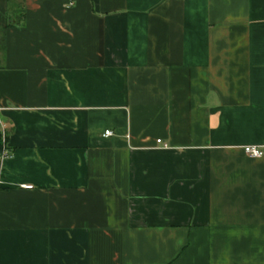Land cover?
<instances>
[{
    "label": "crops",
    "instance_id": "1",
    "mask_svg": "<svg viewBox=\"0 0 264 264\" xmlns=\"http://www.w3.org/2000/svg\"><path fill=\"white\" fill-rule=\"evenodd\" d=\"M0 119V264H264V0H0Z\"/></svg>",
    "mask_w": 264,
    "mask_h": 264
},
{
    "label": "built area",
    "instance_id": "2",
    "mask_svg": "<svg viewBox=\"0 0 264 264\" xmlns=\"http://www.w3.org/2000/svg\"><path fill=\"white\" fill-rule=\"evenodd\" d=\"M0 132L2 134V138L5 139L6 132H7V126L1 119H0ZM104 135L105 136H111L112 135V131L106 130L104 132ZM157 142H160V140H158ZM244 150H245V152L248 155H250L252 157H260L262 154H264V152H262V150L259 147H257V146H246V147H244ZM10 156H11V154L8 153V151L6 150V146H5L4 149H3L2 155L0 157V162H1V164H0V174H1V169H2L1 167H2L3 160L6 159V158H9ZM25 187L26 188H31V185H25Z\"/></svg>",
    "mask_w": 264,
    "mask_h": 264
},
{
    "label": "trees",
    "instance_id": "3",
    "mask_svg": "<svg viewBox=\"0 0 264 264\" xmlns=\"http://www.w3.org/2000/svg\"><path fill=\"white\" fill-rule=\"evenodd\" d=\"M9 24L11 25L12 23L10 22ZM7 139H8V134H7V132H6V137H5V139L2 138V134H1V132H0V157H1V155H2V152H3L4 147L6 146ZM6 150L8 151V153L11 154V151H10V149H9L7 146H6ZM0 164H1V162H0Z\"/></svg>",
    "mask_w": 264,
    "mask_h": 264
}]
</instances>
